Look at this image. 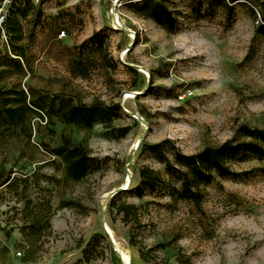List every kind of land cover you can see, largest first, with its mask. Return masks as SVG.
Listing matches in <instances>:
<instances>
[{"label": "rangeland", "instance_id": "obj_1", "mask_svg": "<svg viewBox=\"0 0 264 264\" xmlns=\"http://www.w3.org/2000/svg\"><path fill=\"white\" fill-rule=\"evenodd\" d=\"M10 2L0 0V61L11 50L1 31ZM126 2L116 10L121 26L108 0H41L33 2L43 12L39 24L34 10L22 19L31 67L18 73L0 66V98L24 89L28 101L44 107L23 127L0 126V183L12 178V185L0 187V242L7 253L11 246L1 264H76L95 233L111 243L102 237L100 256L78 264H148L140 248L149 251L151 264H264V158L234 160L240 175L205 186L201 209L173 201L167 188L142 198L120 196L117 202L139 207V221L126 223L111 208L113 196L138 180L141 167L172 181L162 163L140 152L141 138H169L193 154L234 137L242 123L264 128V39L247 0L232 8L168 0L177 18L173 34ZM102 29L110 35L103 50L85 52V76L74 75L77 47ZM103 55L117 67H108ZM186 90L193 95L179 99ZM66 97L120 102L113 127L131 126L130 133L115 140L104 135L102 123L90 130L65 124L50 103L57 107ZM66 138L88 145L95 158L80 182L64 181L62 160L50 153ZM64 200L76 203L62 207ZM43 215L44 231L32 233L27 226Z\"/></svg>", "mask_w": 264, "mask_h": 264}, {"label": "trees", "instance_id": "obj_2", "mask_svg": "<svg viewBox=\"0 0 264 264\" xmlns=\"http://www.w3.org/2000/svg\"><path fill=\"white\" fill-rule=\"evenodd\" d=\"M17 1L11 0L8 12L1 24V31L7 34L11 50L2 56L0 66H13L18 73H26V68L31 66L27 57V46L23 43L26 35L22 19L27 18L29 12L34 10L36 12L34 26H37L43 12L41 8L35 9L32 0H22L21 3ZM167 1L127 0L126 4L134 13L153 20L168 33L173 34L176 32L177 18ZM242 1L246 0H211V3H223L232 8L235 3ZM247 1L251 11L259 20L256 32L264 39V0ZM108 2L112 5V0H108ZM257 8H259L258 11ZM109 38L110 35L102 29L94 32L88 40L77 47L80 51L74 58L75 66L72 68L74 75L85 76L88 65L84 53L88 50L96 54L101 53ZM103 57L108 67L113 69L117 67L113 58H108L107 55H103ZM127 65L130 70L138 72L135 66ZM2 94L4 96L0 98V126L23 127L30 113L39 112V109L42 110L44 107L42 102L28 101L24 89L16 92L15 90H7ZM50 106L58 113L65 124L76 125L87 130L93 129L97 123L104 124L107 128L104 135L109 139L119 140L125 138L131 131V126L113 127L114 120L122 110L120 102L107 104L104 101H94L84 103L66 97L61 99L57 107H55L54 102L50 103ZM139 149L140 152L147 153L162 163L166 174L171 177L175 185L172 181L168 185L163 174L150 166L139 168L138 180L132 181L127 189L118 191L110 201L111 208H115L116 213L122 214L126 223L139 221V207L136 204L117 202L122 194L133 193L142 198L147 193L167 188L173 201L190 202L196 208L201 209L205 199V191L203 190L205 186L211 184L216 177L227 178L240 175L231 166L234 160L246 154L255 155L260 159L264 158V128L242 123L239 125L234 137L217 146H206L193 154L183 152L169 138L159 142H148L142 139ZM50 153L61 158L64 169L63 180L67 182H80L85 179L89 175L95 160L88 145L76 143L67 138L64 139L61 145L51 148ZM8 185H12L10 175L3 179L0 187ZM75 203L73 200H64L62 207H68ZM44 218V215L35 218L27 226L28 229H32V233L43 232L45 229ZM102 237H106L108 243H111V239L107 235L95 233L83 248V256L76 264L79 262L90 263L100 256L102 253ZM132 244L135 245L133 242ZM140 253L148 264L153 262L149 251L140 248ZM28 261H30V258Z\"/></svg>", "mask_w": 264, "mask_h": 264}, {"label": "built area", "instance_id": "obj_3", "mask_svg": "<svg viewBox=\"0 0 264 264\" xmlns=\"http://www.w3.org/2000/svg\"><path fill=\"white\" fill-rule=\"evenodd\" d=\"M34 3H39L41 0H32ZM122 0H112V4H113V10H115V12H113V14H114V16H115V21H116V23L119 25V26H121L120 25V22H119V19H118V16H117V13H116V10H117V8H118V6L120 5V2H121ZM5 14L6 13H3V15L1 16V20H2V22L4 21V18H5ZM260 16V15H259ZM257 23H259V20H257ZM193 95V92H192V90H186V91H184L183 93H181V94H179V99H181V100H183V99H185L186 97H191ZM18 255H22V252H18Z\"/></svg>", "mask_w": 264, "mask_h": 264}, {"label": "crops", "instance_id": "obj_4", "mask_svg": "<svg viewBox=\"0 0 264 264\" xmlns=\"http://www.w3.org/2000/svg\"><path fill=\"white\" fill-rule=\"evenodd\" d=\"M6 246L8 247V253L5 245H2L0 242V264L2 259L4 260L7 255L8 257L11 255V246L8 244H6Z\"/></svg>", "mask_w": 264, "mask_h": 264}, {"label": "water", "instance_id": "obj_5", "mask_svg": "<svg viewBox=\"0 0 264 264\" xmlns=\"http://www.w3.org/2000/svg\"><path fill=\"white\" fill-rule=\"evenodd\" d=\"M142 139H143V138L140 139V141H139V145H140V142H141ZM129 186H130V184L128 185V187H129ZM128 187H127V188H128ZM127 188H126V189H127Z\"/></svg>", "mask_w": 264, "mask_h": 264}]
</instances>
